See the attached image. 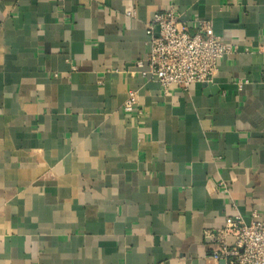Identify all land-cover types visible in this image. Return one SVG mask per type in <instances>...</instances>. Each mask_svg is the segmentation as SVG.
Here are the masks:
<instances>
[{
    "label": "crops",
    "instance_id": "1",
    "mask_svg": "<svg viewBox=\"0 0 264 264\" xmlns=\"http://www.w3.org/2000/svg\"><path fill=\"white\" fill-rule=\"evenodd\" d=\"M169 7L238 49L187 92L133 68ZM236 215L264 220V0H0V264H221Z\"/></svg>",
    "mask_w": 264,
    "mask_h": 264
},
{
    "label": "built area",
    "instance_id": "2",
    "mask_svg": "<svg viewBox=\"0 0 264 264\" xmlns=\"http://www.w3.org/2000/svg\"><path fill=\"white\" fill-rule=\"evenodd\" d=\"M126 16L135 14L130 11ZM190 26L175 7L156 12L146 24L148 53L134 62L133 68L143 79L158 83L164 92L173 88L187 92L193 84L211 82L219 61L238 53L235 45L214 34L210 21L196 20L193 32ZM136 107V92L129 90L122 109L131 113ZM204 235L214 246L210 257L216 262L264 264V220L246 223L239 215L227 217L221 228Z\"/></svg>",
    "mask_w": 264,
    "mask_h": 264
}]
</instances>
